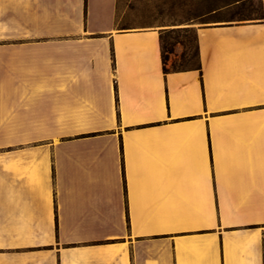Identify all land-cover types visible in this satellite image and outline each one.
I'll list each match as a JSON object with an SVG mask.
<instances>
[{
  "label": "crops",
  "instance_id": "obj_1",
  "mask_svg": "<svg viewBox=\"0 0 264 264\" xmlns=\"http://www.w3.org/2000/svg\"><path fill=\"white\" fill-rule=\"evenodd\" d=\"M117 11L0 0V264H264V8L165 72Z\"/></svg>",
  "mask_w": 264,
  "mask_h": 264
},
{
  "label": "rangeland",
  "instance_id": "obj_2",
  "mask_svg": "<svg viewBox=\"0 0 264 264\" xmlns=\"http://www.w3.org/2000/svg\"><path fill=\"white\" fill-rule=\"evenodd\" d=\"M242 2L230 10L227 17H237L244 21H256L264 8L262 0H118L117 20L122 29L157 28L174 30L203 25L194 19L205 12L208 6L222 8L225 5ZM224 13V12H223ZM224 15V14H223ZM194 19V20H193ZM174 52L168 57L166 67L169 69L186 68L196 64L195 35H166L165 45H173ZM176 47L179 52L175 54Z\"/></svg>",
  "mask_w": 264,
  "mask_h": 264
},
{
  "label": "trees",
  "instance_id": "obj_3",
  "mask_svg": "<svg viewBox=\"0 0 264 264\" xmlns=\"http://www.w3.org/2000/svg\"><path fill=\"white\" fill-rule=\"evenodd\" d=\"M240 4H242V2H236L234 4L231 3V4H228V5H225L222 8H216L214 6H208L204 13H202L200 16H197L194 19L200 20L201 23H205L207 20H209V19H211L213 17H216L217 19H225V20H233V21H244V20L239 19L237 17H231V16L227 17L228 14L232 12L230 9L233 8V7H237ZM260 18H261V15H260ZM122 30H126V29H122ZM191 31L195 35V42H196L197 41L196 33H195V30L193 28L174 29V30H167V31L166 30H162L161 31V33H160V49H161V58H162V65H163V71L164 72L167 70L166 63L168 61V57L166 58V56L172 55L173 52H174L175 45L179 44V42L176 41L173 45H167L166 46L165 45V36L166 35H180V34L185 35V34H188ZM195 53H196V64L194 66H190V67H186V68H177V69H172V70H184V69H187V68L196 67L197 66V42H196V52Z\"/></svg>",
  "mask_w": 264,
  "mask_h": 264
},
{
  "label": "built area",
  "instance_id": "obj_4",
  "mask_svg": "<svg viewBox=\"0 0 264 264\" xmlns=\"http://www.w3.org/2000/svg\"><path fill=\"white\" fill-rule=\"evenodd\" d=\"M262 3H263V5H264V0H262Z\"/></svg>",
  "mask_w": 264,
  "mask_h": 264
}]
</instances>
